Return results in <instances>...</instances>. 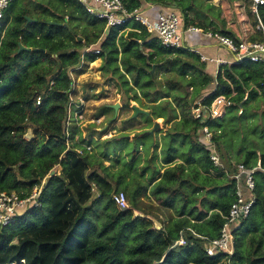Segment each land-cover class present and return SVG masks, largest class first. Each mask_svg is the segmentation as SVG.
I'll return each mask as SVG.
<instances>
[{
	"label": "trees",
	"instance_id": "16d2710c",
	"mask_svg": "<svg viewBox=\"0 0 264 264\" xmlns=\"http://www.w3.org/2000/svg\"><path fill=\"white\" fill-rule=\"evenodd\" d=\"M121 2L127 11L171 7L179 11L184 28L194 25L232 35L217 30L219 7L206 0ZM258 19L264 25V4L257 7L256 23ZM259 38L258 32L251 35ZM19 43L31 50L19 51ZM99 58L100 70L115 82L123 107L134 101L150 112L143 114L150 120L170 123L162 135V165L149 173L150 181L159 178L151 197L173 212L167 223L157 217L159 228L147 217L133 215V209L141 210L137 198L147 187L136 182L127 193L126 209L112 199L115 192L126 193L119 184L131 181L126 174L138 149L125 161L133 165L131 170L120 165L114 172L102 163L118 161L104 146L108 139L97 156H82L75 151L85 141L81 132L76 125L66 129L73 83L69 72L82 74ZM205 67L197 53L163 47L134 19L107 27L105 19L88 13L78 0H11L0 20V192L25 197L35 186L41 191L38 205L18 209L10 223L0 226V264H264V127L253 122L246 105L257 96L264 98V69L243 60L223 66L212 77ZM172 70L179 79L162 83L158 73ZM187 87L194 89L189 98ZM233 92L225 114L205 121L214 132L211 142L230 172L232 160L252 167L260 159L261 169L254 173L250 212L232 231V253L208 255L205 248L219 236L235 185L209 159V144L198 137L202 124L192 117L191 107L196 100L209 105L215 96ZM102 108L113 110L109 104ZM263 122L264 114L259 124ZM29 128L33 136L26 139ZM149 134L143 129L133 140ZM75 136L76 143L67 146ZM56 166L60 171L50 176ZM92 184L98 195H93ZM180 238L184 242L175 243Z\"/></svg>",
	"mask_w": 264,
	"mask_h": 264
},
{
	"label": "built area",
	"instance_id": "2783aa9c",
	"mask_svg": "<svg viewBox=\"0 0 264 264\" xmlns=\"http://www.w3.org/2000/svg\"><path fill=\"white\" fill-rule=\"evenodd\" d=\"M86 9V11L95 17L106 20V26H114L124 23L129 19H134L140 22L146 27L148 32H153L157 37V40L163 47H175V48H188L190 51H194L192 45L188 43L187 34L198 33L202 38L214 40L218 47L225 49L231 56L232 60L228 61L220 57H209L198 53L201 62L214 63L216 70L215 75L223 66L231 63L241 62L243 60H249L251 62L259 63L264 69V25L258 19L256 30L260 34L259 39H251V37L241 36L236 37L234 35H227L222 32L212 31L210 29L203 30L201 28L189 25L184 28L182 24V18L178 10L174 8H166L158 13V20L153 25L149 22L147 17L143 15V6H140L133 11H127L123 6L121 0H78ZM11 0H0V20L3 17L5 9L8 7ZM247 7L254 17H257L258 5H263L264 0H247ZM88 48L86 51H88ZM94 53H98L99 50H94ZM195 52V51H194ZM92 63V62H91ZM89 63V64H91ZM78 66V68H80ZM73 70H70V75ZM72 77V76H71ZM73 78V77H72ZM261 83L264 85V71L261 78ZM255 87V86H254ZM256 88V87H255ZM75 89L74 79L69 88V108L67 112V118L65 122L66 129L70 125L71 114L74 113L75 122L78 121L77 117L81 118L79 108L72 110L71 100L72 92ZM257 89V88H256ZM231 95H217L215 96L209 105H204L200 100L194 101L191 107V115L194 119H198L202 124L199 128V139L209 144V159L212 161L215 167L221 168V170L231 177L235 185V199L230 205L227 215L224 216V222L221 226L219 236L208 241L205 248L208 255H215L219 252H225L228 255L232 253V231L239 226L241 220L245 219L254 203V195L252 191L255 187L254 173L257 169H261L260 159H257L256 164L252 167H246L242 163L231 162V172L227 166L224 165L219 153L216 150L215 144L212 143V137L214 132L205 124L208 118L214 119L222 117L226 109L233 103ZM247 98V92L244 95V99ZM37 103H40V97L37 98ZM75 107V106H74ZM24 136L26 139H30L33 136L31 130L27 131ZM68 138V132L66 131ZM77 136L74 137V141H77ZM72 141L69 140L66 144L70 146ZM76 148L75 151L78 154H82ZM89 150L90 147L86 146ZM241 177L244 184L241 183ZM92 190L96 191L95 186L92 184ZM41 191V187H34L29 195L25 197H19L14 192H0V226L10 223L15 215V212L28 205H38V197ZM96 195H98L96 191ZM112 199L119 209L128 208V201L126 195L122 191H118L112 194ZM184 240L180 238L175 243H183Z\"/></svg>",
	"mask_w": 264,
	"mask_h": 264
},
{
	"label": "rangeland",
	"instance_id": "374dc122",
	"mask_svg": "<svg viewBox=\"0 0 264 264\" xmlns=\"http://www.w3.org/2000/svg\"><path fill=\"white\" fill-rule=\"evenodd\" d=\"M187 1L188 0H184L185 3ZM214 1L217 2L218 0H210L211 4H213ZM220 6L222 10L221 17L223 19V23H219V27L221 26L223 28L227 26V24L231 23V21L236 17L240 18V20L242 21H245L246 19L249 22L253 21V19L248 15L247 5L244 0H220ZM204 7L207 8L206 5H204ZM241 7L243 9H241ZM240 11H243V17H240ZM205 64L214 65V63L208 62H206ZM100 65L101 59L99 58L93 61L91 64H88L86 70L82 74L76 76L77 73H75L74 71L71 72V76L74 79L76 89V92L71 97V103L75 106H73V109L77 110L79 108L81 118H79L78 116V121L75 122L74 113H72L69 126L71 129L74 125H76L78 130L81 132V137L85 141H90V143L85 141L79 143L82 148H79L78 151L82 154L78 155H96L97 149L102 148L101 146L103 145V140L108 139V141L104 142V144H106L104 146L108 148L109 152L111 153V157L114 153L117 154L118 161L114 163L113 159H111L103 161L102 163L106 166H110V170L115 172L116 170L121 168L120 165H124V169L126 168L125 166H127V168L131 170L133 165L126 164L125 161H128L129 156L131 155L132 151H134V149H138L133 158L134 167L131 173L126 174L127 177L131 178V181H129V183L121 182L119 184V188H121V190L126 189L125 195L130 207L127 193L135 187L136 182L147 187V190L144 193L142 192L141 195L137 198V204L140 205L144 209V211H135L133 212V215L147 217L148 219L152 220L156 228H159L161 227V225L159 223H156L158 215L156 214V208L152 206L155 204L151 199V195L149 193L150 185L155 181L149 180V173L153 169V166L160 167L162 165V135L168 129L170 123L164 124L162 118L160 120H158L159 118H152V120H150L149 116H145L143 114L133 116V109L130 106L133 103H137L134 101H130V105L128 108L123 107L121 94L118 93L115 82H113V80H109V77L107 78V76L103 74V71L100 70ZM155 68L156 65L153 64V69ZM211 68V73L209 74L212 77H215V73H213L215 70V66H211ZM205 69L206 71L208 70V65H206ZM158 78L162 83H166L167 78L179 79V75L173 70L172 72L160 71L158 73ZM179 88L182 89L183 87L181 88V86H179ZM208 91L209 90H206L199 95L205 94ZM193 93L194 89H192L191 87L186 88V96L188 98L191 97ZM115 103L119 104L116 113L114 110L102 108L103 104ZM246 105L248 114H252L253 122L255 121V124L263 125L264 127V122L259 124L264 114V98L257 96L254 99H251L250 102H248ZM228 113L233 114L234 110L230 109L228 110ZM155 121L159 123V127L154 130L153 134L138 136V138L133 140L134 133L143 129L145 131L152 129ZM31 129H28L30 130V133ZM126 136H129V138H127ZM72 143L74 145L76 141L72 140L70 145H72ZM156 143L158 147L156 146L155 148ZM86 146H89L90 149L87 150ZM186 146L187 144L185 143L183 147ZM262 149L264 150V145H262ZM232 162L236 163L235 160H232ZM146 164L148 165V169L143 170V167ZM95 167H97L96 164ZM53 169L55 173L60 171L59 166H56ZM212 174L215 175V173ZM240 180L241 183L244 184L242 177ZM93 195H96L95 190L93 191ZM146 212H150V215L147 216Z\"/></svg>",
	"mask_w": 264,
	"mask_h": 264
},
{
	"label": "crops",
	"instance_id": "0c3cea01",
	"mask_svg": "<svg viewBox=\"0 0 264 264\" xmlns=\"http://www.w3.org/2000/svg\"><path fill=\"white\" fill-rule=\"evenodd\" d=\"M244 1H245L246 5H248L247 0H244ZM206 2L211 3L210 0H206ZM213 4L216 7H219V10H220L219 16H218L219 19L214 18L217 30L227 31V32L235 35L236 37H241V36L251 37L252 34L257 32V30H256L257 23L255 22V17H254V15H252L250 13V11L248 10V7H247V12H248L249 17H251L253 19L252 22L247 21V19L245 21H242V20H240V18L236 17L235 19H233L231 21V23H228L227 26L222 28L221 26L219 27V23H223L222 22L223 19L221 17L222 10H221V6H220V0H218L217 2L214 1ZM166 8H171V7H166V6H162V5H150L149 7L143 9V15L145 17H147V19L149 20V22L151 24L154 25L158 20V13L160 11H162L163 9H166ZM239 9H240V7H239ZM241 9H243V8L241 7ZM240 12H241L240 17H243V11H240ZM195 27H197V26H195ZM187 38H188V43L190 45H192L195 53H197V54L201 53V54L209 56V57H220V58H224L228 61L232 60L231 55L227 51H225L224 49L218 47V45L215 43L214 40L202 38L201 35L198 33L187 34ZM206 65H208L207 72L211 73V69H212L211 66H215V65H212V64H210V65L206 64ZM214 69L216 70V67ZM215 70L213 73H215ZM160 119H158V120H160ZM162 171L163 170H161L160 173H162ZM158 179L159 178L155 179L154 181L156 182ZM155 182H153V183H155ZM153 183L150 185L149 193H150V189H151V186L153 185ZM151 199L153 200V202L155 204L152 206H154L156 208V214L158 215L159 219H161V221L167 223V219L169 217V212H171L173 214L172 210L171 209H165V208L159 206L158 203L152 197H151ZM138 207L141 210L133 209V212L144 211V209L140 205H138ZM146 213H150V212H146ZM156 223L160 224V222L158 220H156Z\"/></svg>",
	"mask_w": 264,
	"mask_h": 264
},
{
	"label": "water",
	"instance_id": "95a60500",
	"mask_svg": "<svg viewBox=\"0 0 264 264\" xmlns=\"http://www.w3.org/2000/svg\"><path fill=\"white\" fill-rule=\"evenodd\" d=\"M28 20H30V18H27ZM23 49H26V50H31V48H25L23 47L20 43H19V51L23 50ZM109 106L115 111V113L117 112L118 110V107H119V104L118 103H115V104H109ZM132 109H133V116H137L139 114H145V115H149L150 112L148 110H145L141 107H139L137 104L133 103L131 106H130ZM159 127V123L157 121L154 122V126L152 129L148 130L150 134H153L154 133V130L156 128ZM127 138H129V136H126ZM55 173L54 169H52L49 173V175H53Z\"/></svg>",
	"mask_w": 264,
	"mask_h": 264
}]
</instances>
